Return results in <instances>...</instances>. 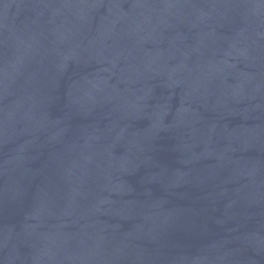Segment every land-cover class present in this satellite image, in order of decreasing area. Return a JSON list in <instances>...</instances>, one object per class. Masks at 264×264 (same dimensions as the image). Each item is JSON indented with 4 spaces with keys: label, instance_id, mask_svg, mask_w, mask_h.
Wrapping results in <instances>:
<instances>
[{
    "label": "water",
    "instance_id": "1",
    "mask_svg": "<svg viewBox=\"0 0 264 264\" xmlns=\"http://www.w3.org/2000/svg\"><path fill=\"white\" fill-rule=\"evenodd\" d=\"M0 264H264V0H0Z\"/></svg>",
    "mask_w": 264,
    "mask_h": 264
}]
</instances>
